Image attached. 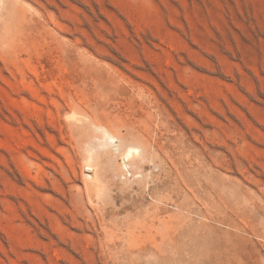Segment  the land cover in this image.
Masks as SVG:
<instances>
[{
  "label": "rangeland",
  "instance_id": "obj_1",
  "mask_svg": "<svg viewBox=\"0 0 264 264\" xmlns=\"http://www.w3.org/2000/svg\"><path fill=\"white\" fill-rule=\"evenodd\" d=\"M0 264H264V0H0Z\"/></svg>",
  "mask_w": 264,
  "mask_h": 264
},
{
  "label": "bare ground",
  "instance_id": "obj_2",
  "mask_svg": "<svg viewBox=\"0 0 264 264\" xmlns=\"http://www.w3.org/2000/svg\"><path fill=\"white\" fill-rule=\"evenodd\" d=\"M102 129V139L97 143V148H103V149H110L114 148L115 151H119V139L115 135H113L106 127H100ZM101 131V130H100ZM98 141V140H97ZM121 158H122V169L126 172V174H129L131 172V169L134 168V162L136 159H145L144 157V150L141 146L135 144H127L122 150H121ZM89 174H85L87 179V189L89 192H91V195L93 198L97 197L102 188V184L100 183V180L97 175V171L94 167L92 159H90L86 164V170Z\"/></svg>",
  "mask_w": 264,
  "mask_h": 264
}]
</instances>
